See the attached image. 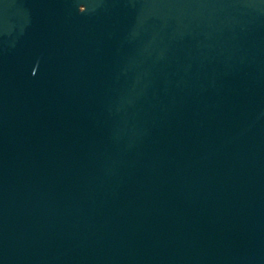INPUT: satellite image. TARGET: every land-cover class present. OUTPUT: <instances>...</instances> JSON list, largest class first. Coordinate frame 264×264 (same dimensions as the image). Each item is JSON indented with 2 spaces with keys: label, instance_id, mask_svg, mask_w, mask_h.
<instances>
[{
  "label": "water",
  "instance_id": "obj_1",
  "mask_svg": "<svg viewBox=\"0 0 264 264\" xmlns=\"http://www.w3.org/2000/svg\"><path fill=\"white\" fill-rule=\"evenodd\" d=\"M0 264H264V0H0Z\"/></svg>",
  "mask_w": 264,
  "mask_h": 264
}]
</instances>
